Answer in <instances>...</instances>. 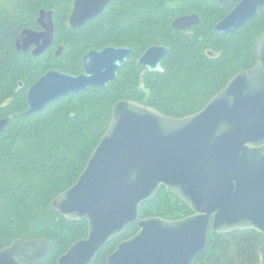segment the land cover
Returning <instances> with one entry per match:
<instances>
[{
    "label": "water",
    "instance_id": "obj_1",
    "mask_svg": "<svg viewBox=\"0 0 264 264\" xmlns=\"http://www.w3.org/2000/svg\"><path fill=\"white\" fill-rule=\"evenodd\" d=\"M112 0H75L68 17L72 29L99 16ZM228 6L234 0H209ZM264 12V0H240L215 25L222 36L233 35ZM197 15L174 19L171 27L197 26ZM41 31L23 29L15 48L47 51L54 39L52 12L41 9ZM61 48L55 56L59 57ZM255 64L236 73L194 114L173 118L144 104H114L101 136L76 182L55 196L51 205L66 221L87 223V235L59 257L58 264H90L107 242L133 223L137 232L120 242L106 264H191L205 250L209 231L258 234V264H264V37L254 45ZM128 47L90 50L83 71L69 75L47 71L26 93L28 117L47 106L88 89H105L116 81ZM165 46H151L138 59L146 73H163ZM9 122L0 120V131ZM165 187L191 211L177 219H140L139 209ZM45 240H18L0 249V264L40 263L50 251ZM198 264H203L199 262Z\"/></svg>",
    "mask_w": 264,
    "mask_h": 264
},
{
    "label": "trees",
    "instance_id": "obj_2",
    "mask_svg": "<svg viewBox=\"0 0 264 264\" xmlns=\"http://www.w3.org/2000/svg\"><path fill=\"white\" fill-rule=\"evenodd\" d=\"M75 0H0V249L18 240H45L46 258L36 264H58L69 247L87 235V223L69 222L52 207V199L71 187L108 128L112 107L121 100L149 106L163 115L182 118L199 111L236 73L256 62L254 44L264 37V12L233 35L222 36L214 25L234 4L209 0H112L80 29L68 25ZM41 9L52 12L54 39L38 57L17 51L16 36L39 29ZM196 14L200 23L175 30L171 21ZM165 46L163 73H146L138 59L151 46ZM61 47L59 57L55 51ZM128 47L116 81L105 89L68 95L42 112L25 117L26 92L44 73L83 71L90 50ZM211 53V54H209ZM190 209L165 187L144 201L140 219L177 220ZM137 224L107 242L90 264H106L117 245L133 236ZM258 234L253 230L218 234L209 231L203 253L191 264H258ZM21 264H34L20 260Z\"/></svg>",
    "mask_w": 264,
    "mask_h": 264
},
{
    "label": "flooded vegetation",
    "instance_id": "obj_3",
    "mask_svg": "<svg viewBox=\"0 0 264 264\" xmlns=\"http://www.w3.org/2000/svg\"><path fill=\"white\" fill-rule=\"evenodd\" d=\"M234 2H235V1H234ZM233 4H234V3H233ZM236 4H237V3H236ZM236 4H234L233 7H234ZM233 7H232V8H233ZM232 8H231V9H232ZM38 14H39V13H38ZM189 15H190V14H189ZM181 16H185V15H181ZM177 17H178V16H177ZM37 18H38V17H37ZM175 18H176V17H175ZM37 26H38V24H37ZM38 28H39V29H34V28H26V29H30V30H32V31L40 32V31H41L40 26H38ZM191 28H192V27H191ZM189 29H190V28H189ZM187 30H188V29H187ZM20 32H21V31H20ZM35 48H36V46H33V45H32V46L28 47V49H27L26 51H21V52H23V53H30V54L33 56V51L35 50ZM59 48H61V47H58V49H59ZM17 51H18V50H17ZM55 52H56V51H55ZM209 54H211V53H209ZM130 55H131V54H130ZM83 56H84V55H83ZM129 57H130V56H129ZM129 57H128V58H129ZM137 62H138V61H137ZM162 67H163V66H162ZM144 72H145V71H144ZM41 76H42V75H41ZM32 85H33V84H32ZM32 85H31V86H32ZM31 86H30V87H31ZM30 87H29V88H30ZM28 90H29V89H28ZM28 90H27V91H28ZM26 93H27V92H26ZM34 264H36V263H34ZM197 264H198V263H197Z\"/></svg>",
    "mask_w": 264,
    "mask_h": 264
},
{
    "label": "bare ground",
    "instance_id": "obj_4",
    "mask_svg": "<svg viewBox=\"0 0 264 264\" xmlns=\"http://www.w3.org/2000/svg\"><path fill=\"white\" fill-rule=\"evenodd\" d=\"M50 12H51V11H50ZM190 15H196V14H190ZM185 16H188V15H185ZM178 17H181V16H178ZM178 17H176V18H178ZM176 18H174V19H176ZM174 19H173V20H174ZM173 20H172V21H173ZM172 21H171V23H172ZM215 25H216V24H215ZM215 25H214V30H215ZM242 28H243V27H242ZM240 29H241V28H240ZM215 32H216V31H215ZM236 32H237V31H236ZM216 33H217V32H216ZM217 34H218V33H217ZM260 39H261V38H260ZM260 39H259V40H260ZM254 45H255V44H254ZM158 46H161V45H158Z\"/></svg>",
    "mask_w": 264,
    "mask_h": 264
}]
</instances>
